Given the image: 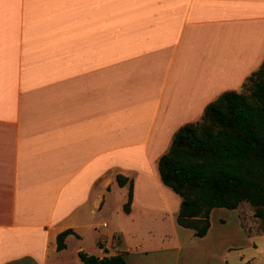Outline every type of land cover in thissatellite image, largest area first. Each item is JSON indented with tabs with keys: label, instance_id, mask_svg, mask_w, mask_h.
<instances>
[{
	"label": "crops",
	"instance_id": "0c3cea01",
	"mask_svg": "<svg viewBox=\"0 0 264 264\" xmlns=\"http://www.w3.org/2000/svg\"><path fill=\"white\" fill-rule=\"evenodd\" d=\"M263 56L264 0H0V264H83L79 249L146 264L140 235H171L148 219L193 235L175 222L180 197L157 158ZM243 202L236 222L264 235ZM102 206L109 240L95 234L87 247L82 231L108 225L93 220ZM66 227L74 232L57 249ZM246 242L256 253L230 243L215 256L211 242L190 252L206 264H264V248Z\"/></svg>",
	"mask_w": 264,
	"mask_h": 264
},
{
	"label": "trees",
	"instance_id": "16d2710c",
	"mask_svg": "<svg viewBox=\"0 0 264 264\" xmlns=\"http://www.w3.org/2000/svg\"><path fill=\"white\" fill-rule=\"evenodd\" d=\"M245 80L246 92L224 90L204 105L198 119L180 124L157 158L161 182L180 197L175 222L195 236L205 234L216 206L233 208L243 200L264 220V56ZM115 180L123 184L127 178L116 173ZM130 199L128 180L123 210ZM73 232L70 227L58 231L56 248ZM77 255L83 264H125L120 251L97 256L79 249Z\"/></svg>",
	"mask_w": 264,
	"mask_h": 264
},
{
	"label": "rangeland",
	"instance_id": "374dc122",
	"mask_svg": "<svg viewBox=\"0 0 264 264\" xmlns=\"http://www.w3.org/2000/svg\"><path fill=\"white\" fill-rule=\"evenodd\" d=\"M249 80H245L243 85L241 86V91H247V84ZM107 201V200H106ZM244 203V202H243ZM248 205L247 202L243 205V212L246 214V217L243 219H247L249 225L251 219H256L255 226L256 228H261L264 231V220H260L259 218H254L250 216V212L247 211ZM169 215L168 213L165 216ZM109 218H111L110 210L102 206L99 211L96 212L94 216V221L108 222V225L101 226L93 229L89 228V230H83V243L88 247L89 244H92L94 235L97 234L104 238V240H109ZM162 222V226L160 227L155 223L148 219L149 225L156 229H160L163 231H170L171 235L166 237H160L158 233L153 230L148 231L147 234H141L139 239L142 241V245L149 249L147 254L144 256L146 264H154V261H160L162 264H206L205 262L194 261L193 254H191L190 250L195 245H203L207 242H211L215 247V256L220 250L223 249L224 245L227 244H241L242 250L246 252L256 253L257 250H254L252 244L246 242V240H253L258 247L264 248V235L258 236L257 233H250V235H246L243 230V226L236 222V219L239 218L237 212L233 208H227L223 206L213 207L209 212V223L210 228L208 231L207 240H202V238L193 236L188 229H183L182 232H178V235H175L171 229V223L169 219ZM222 219V220H220ZM173 227V226H172ZM253 229L252 226L250 227ZM171 229V230H170ZM95 232V233H94ZM163 234V232H161ZM249 236V237H247ZM136 238L135 235H132L127 238L129 241ZM163 239V243L158 242L160 239ZM177 240V242H176ZM222 242V244L220 243ZM179 243V244H178ZM180 245L181 248H176V246ZM161 245L162 247H159ZM238 250L229 251V257L237 255ZM216 258L213 257V260Z\"/></svg>",
	"mask_w": 264,
	"mask_h": 264
}]
</instances>
